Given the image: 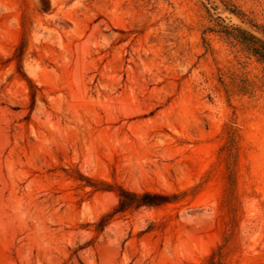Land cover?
<instances>
[{
	"label": "rangeland",
	"instance_id": "rangeland-1",
	"mask_svg": "<svg viewBox=\"0 0 264 264\" xmlns=\"http://www.w3.org/2000/svg\"><path fill=\"white\" fill-rule=\"evenodd\" d=\"M218 23L260 35L220 0H0V264H264V61Z\"/></svg>",
	"mask_w": 264,
	"mask_h": 264
},
{
	"label": "trees",
	"instance_id": "trees-1",
	"mask_svg": "<svg viewBox=\"0 0 264 264\" xmlns=\"http://www.w3.org/2000/svg\"><path fill=\"white\" fill-rule=\"evenodd\" d=\"M224 7L228 9L231 13L236 15L241 19V21L248 24L250 28L254 31L260 33L253 32L248 28L241 27L239 25L233 24H222L218 23L217 31L223 33L226 37H231L238 41L243 47L257 59L264 61V28L253 23L244 17V13L234 5L231 0H220ZM28 80V79H27ZM30 82V81H29ZM30 86L32 84L30 83ZM35 86L30 89V97L31 101L35 99ZM118 202L114 207L113 212H123L128 208H137L142 205L144 206H154L164 202L169 201L172 197L154 191H132L123 187H119L117 191ZM210 264H219V260L214 257L210 258Z\"/></svg>",
	"mask_w": 264,
	"mask_h": 264
}]
</instances>
